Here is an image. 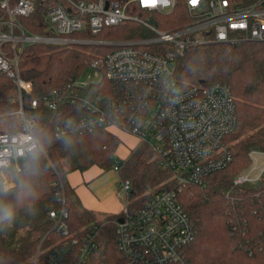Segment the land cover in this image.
Instances as JSON below:
<instances>
[{
	"label": "built area",
	"instance_id": "built-area-1",
	"mask_svg": "<svg viewBox=\"0 0 264 264\" xmlns=\"http://www.w3.org/2000/svg\"><path fill=\"white\" fill-rule=\"evenodd\" d=\"M40 2L0 0L4 10L0 15V73L13 80L20 104V128L0 133V171L6 187L13 183L8 185L5 170L19 172L25 158L44 151L34 130L35 118L23 109V94L33 88L31 81L21 74L24 49L39 43L108 45L111 49L89 65L102 71L113 86L106 105L83 95L88 86L98 82L84 81L80 76L37 96L32 106L56 111L61 106L79 103L82 114L74 125H57L59 133L68 134L74 127L87 131L116 127L160 155V164L172 172L177 184L149 188V198L142 206H126L115 220L116 244L124 264H187L185 247L195 238L196 228L178 194L183 185H204L209 175L233 160L226 137L238 126V119L228 85L201 81L183 86L176 77L177 61L192 45L264 42V0H186L191 22L172 31L160 28L148 15L146 18L128 12V5L134 2L148 14H167L175 8L176 0H43L46 34L32 32L22 21L36 11ZM128 20L141 24L147 33L122 40L92 37L107 26ZM74 33L80 35L73 36ZM257 156L264 157V151H253L252 158ZM120 168L117 161L114 170L119 173ZM263 173L264 166L253 177L242 172L234 182L256 181ZM119 186L126 194L132 188L129 179H121ZM53 189L60 206L48 214L57 239L46 250L39 247L35 264L43 253L42 264H87L92 253L100 248L104 223H92L84 233L74 235L68 224L63 182L54 181Z\"/></svg>",
	"mask_w": 264,
	"mask_h": 264
},
{
	"label": "trees",
	"instance_id": "trees-1",
	"mask_svg": "<svg viewBox=\"0 0 264 264\" xmlns=\"http://www.w3.org/2000/svg\"><path fill=\"white\" fill-rule=\"evenodd\" d=\"M41 2L22 21L32 32L46 34V6ZM128 12L146 18L148 15L160 28L169 31L191 22L186 0H176L175 8L167 14H148L134 2L128 5ZM3 13L0 7V15ZM146 33L141 24L128 20L107 26L92 37L122 40ZM110 49L108 45L46 43L24 49L21 74L31 81L33 88L23 94V109L26 115L35 118L34 130L44 151L23 160L21 171L13 172L14 184L9 188H5L0 171V264H35L39 247L46 250L57 239L48 214L60 206L53 189L57 180L65 187L68 224L74 235H81L92 223H104L100 248L92 253L87 264H124L116 244L115 220L119 216L112 215L103 222L97 220L93 210L83 207L68 179L72 171L95 165L107 172L114 170L118 161L121 164L119 181H131L132 188L127 195L132 201L126 206L134 209L148 200L149 188L176 186L172 172L163 168L160 155L148 144L140 143L127 158L117 159L121 139L110 127L92 131L74 127L68 134L59 133L57 125H74L82 114L79 103L61 106L56 111L32 106L34 98L80 77L95 58ZM176 77L183 86L201 81L228 85L238 119V126L226 137L233 160L224 169L209 175L204 185H183L178 194L196 228L195 238L185 247L187 264H264V173L256 181L234 182L252 163V152L264 151V42L192 45L178 58ZM93 88L95 99L91 100L106 105L113 94L111 82L104 77L88 86L85 92ZM17 97L13 80L0 73V133L20 128ZM44 257L43 253L38 264L43 263Z\"/></svg>",
	"mask_w": 264,
	"mask_h": 264
},
{
	"label": "crops",
	"instance_id": "crops-1",
	"mask_svg": "<svg viewBox=\"0 0 264 264\" xmlns=\"http://www.w3.org/2000/svg\"><path fill=\"white\" fill-rule=\"evenodd\" d=\"M111 129L121 139L116 155L119 159L127 158L139 145V140L119 128L111 127ZM118 152H121V155ZM68 179L83 207L95 213L110 214L109 216L115 214L120 216L124 212L126 205L121 201L118 191L120 175L115 170L105 172L94 165L83 171H72Z\"/></svg>",
	"mask_w": 264,
	"mask_h": 264
},
{
	"label": "rangeland",
	"instance_id": "rangeland-1",
	"mask_svg": "<svg viewBox=\"0 0 264 264\" xmlns=\"http://www.w3.org/2000/svg\"><path fill=\"white\" fill-rule=\"evenodd\" d=\"M103 78H104V73L102 71L94 70L90 66L87 67L81 75L82 80L88 81L91 83L99 82ZM84 93H87L86 94L87 98H90L92 100L95 99V95H94L95 94V88H93L90 92L84 91L83 94ZM120 153L118 152L119 155H121ZM116 158L118 159L119 157L116 155ZM263 166H264V157H262V156L254 157L250 166L248 168H246L243 173H247L249 175V177H253V176L257 175V173L261 170V168ZM5 173L7 174L6 179L8 180V183H9L8 185H10L11 183L14 184L13 177H12L13 176L12 170H5ZM3 182H4L5 188H9V187H6V185H5V179L3 180ZM118 191H119V194L121 195L120 199L124 205H126L128 203V201H132V199H128V195L126 194V192L122 188H120V186L118 187ZM96 214H97V220L103 221V222L107 221V219L110 217L109 216L110 214H108V215L99 214V213H96ZM54 242H56V241H54ZM49 245H50V243H49ZM47 248H48V246H47ZM47 248L45 247V249H47Z\"/></svg>",
	"mask_w": 264,
	"mask_h": 264
},
{
	"label": "snow or ice",
	"instance_id": "snow-or-ice-1",
	"mask_svg": "<svg viewBox=\"0 0 264 264\" xmlns=\"http://www.w3.org/2000/svg\"><path fill=\"white\" fill-rule=\"evenodd\" d=\"M148 2L155 3V0H148Z\"/></svg>",
	"mask_w": 264,
	"mask_h": 264
},
{
	"label": "water",
	"instance_id": "water-1",
	"mask_svg": "<svg viewBox=\"0 0 264 264\" xmlns=\"http://www.w3.org/2000/svg\"><path fill=\"white\" fill-rule=\"evenodd\" d=\"M106 7H108V3H107V5H106ZM122 220V218H119V221H121Z\"/></svg>",
	"mask_w": 264,
	"mask_h": 264
}]
</instances>
